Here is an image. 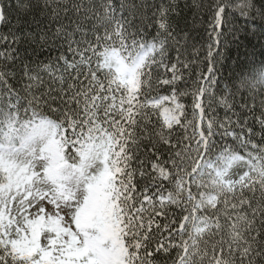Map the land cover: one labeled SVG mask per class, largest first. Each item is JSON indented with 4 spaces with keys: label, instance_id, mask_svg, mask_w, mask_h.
Here are the masks:
<instances>
[{
    "label": "snow or ice",
    "instance_id": "1",
    "mask_svg": "<svg viewBox=\"0 0 264 264\" xmlns=\"http://www.w3.org/2000/svg\"><path fill=\"white\" fill-rule=\"evenodd\" d=\"M55 3L56 0H43L42 5L41 0H16L13 5L10 0H0V24H10L13 12L18 17L20 13L33 15L34 20L39 14L49 22L41 27L36 21L35 32L17 28L0 35V43L9 44L7 53L0 52V57L21 58L18 47L21 45L31 47L34 54L37 48L51 51L67 45L66 51L54 58L62 62V69L54 70L51 63L37 66L61 85L58 97L52 96L50 90L48 93L52 102L58 98L62 106L53 109L60 112L59 119L44 118V113L38 110L40 97L31 89L40 87L43 80L38 73L31 74L26 63L24 75L30 81L22 89L26 95L8 84L6 77L10 73L0 70V96L10 101L9 113L23 109L26 116L31 112L29 119L40 117L30 128L28 138L49 137V153L67 155L72 168L70 175L78 179L74 191H68L63 184L44 191L26 171L0 170V264H204L205 260L208 264H264V144L253 141L257 134L247 127V118L241 122L239 114L233 112L235 121L231 116L223 121L216 117L206 120L205 112L206 108L213 111L212 88L217 84L214 59L219 53L214 55L213 49L219 47L224 35L222 26L231 24L224 15L226 8H237L248 19L258 15L264 21V0H259V7L256 0H242L238 5L215 0L206 55L209 66L207 74H199L193 82L191 119L186 118L185 106L178 100L179 96L189 94L176 89L182 79L179 57L169 67L165 62L166 40L157 39L160 30L169 37L172 35L164 19L165 7L159 10L157 37L149 41L142 35L143 26L137 27L130 19L115 15L112 0H100L98 8L74 4L73 11L79 15L73 21L65 9L68 24L60 17L58 4L49 14V6ZM123 8L121 4V11ZM53 21L59 22L54 30L50 27ZM99 28H103L102 35ZM90 32L94 40L87 39ZM66 53L72 55L71 60ZM161 68L171 72L170 79L159 75ZM153 69L158 84L172 87L171 95L149 96ZM101 72L103 79L98 75ZM66 79L72 82L65 89ZM205 94L209 97L207 104L202 101ZM169 103L171 106H167ZM219 103L231 110L227 97ZM261 104L264 108V101ZM153 114L157 115L155 125L151 121ZM181 117L186 122L182 123ZM205 120L206 130L201 128ZM257 122L264 139V110ZM217 124L221 139L231 137L237 141L243 154L227 144L218 147L214 139ZM234 124L240 127V132L231 127ZM174 125L185 129L182 141L186 143L172 142ZM189 127L191 135L187 134ZM66 128L72 130L71 136L65 135ZM137 129L146 133L143 140L150 153L143 160L136 156L142 142ZM61 141L66 151H61ZM85 148L90 151H82ZM165 152L167 159L163 158ZM133 159L137 160L136 168L131 167ZM3 160L0 152V162ZM149 163L151 172L145 167ZM137 172L152 183L134 195ZM229 203L234 220L231 213L221 211ZM219 204L224 207L218 208ZM49 205L54 207L46 211ZM170 206L181 210L178 228L173 227L176 221L175 214L169 215ZM32 208L34 212L29 211ZM221 214L227 224L220 223ZM157 218L164 222H158ZM237 221L242 222V228L237 227ZM164 232L168 235L164 236ZM206 232L209 237L220 238L209 240L210 247L206 245L202 251L200 242L193 237ZM153 242L155 253L160 254L158 258L148 250ZM173 249L176 257L164 259Z\"/></svg>",
    "mask_w": 264,
    "mask_h": 264
},
{
    "label": "trees",
    "instance_id": "2",
    "mask_svg": "<svg viewBox=\"0 0 264 264\" xmlns=\"http://www.w3.org/2000/svg\"><path fill=\"white\" fill-rule=\"evenodd\" d=\"M231 5H238L242 3V0H228ZM257 7H259V0H256ZM10 3L15 5L16 0H10ZM80 3L84 6H89L93 8H98L100 0H56V3L50 5L48 8L49 14L51 13L52 7L56 4L59 5V15L65 24L69 23V19L75 20L79 13L73 11V5ZM215 0H112V4L115 8V15L117 17H123L125 19H130L134 25L137 27L143 26L142 35L149 41L154 37H157L158 23L157 21L161 19L160 8L161 6L167 9L165 14V22L168 24V32H171V37L160 30L161 35L157 39H165L166 44V57L165 62L171 66L172 63L177 62V57H179L180 63L178 68L180 73H182V79L177 82L176 89L178 92L187 91L189 94L185 96H179L178 100L185 106L186 118L191 119L192 113V102L193 97L190 94L193 89V82L199 77V74H207L208 61L206 59L208 47L210 43L209 33L212 31L210 24L212 21V7L214 6ZM43 0H41V5ZM121 4L124 5L121 11ZM65 9H67V16L69 19H64ZM83 7L81 8V12ZM226 19L231 21V24H225L222 26V31L224 33L221 38L220 45L218 48H214L213 52L215 55L214 59V78L217 84L213 85V97L211 98V108L213 111L209 112L208 108L205 109L207 114L206 120L211 117H216L218 121H223L226 116H231L235 121L237 117L233 115V112L239 114L240 121L244 122L247 118V127L252 128L253 132L257 135L252 137L253 141L260 145L264 144V139H261V127L257 122V118L260 117L262 108L261 101H264V21H261L259 16L256 15L254 19H248L242 17L239 10L234 7L226 8L225 10ZM10 24L4 25L0 24V35L8 34L10 29L16 31L17 28H23L24 31H33L36 29V21L40 22V26L44 27L48 25V19L39 14L35 15V20L33 15L25 16L23 13L17 16L16 12L9 17ZM59 26V22L53 21L50 27L54 30ZM87 28H91V24L87 25ZM231 29V31H230ZM129 31H134V29H129ZM17 34H20L19 32ZM99 34H103V28H99ZM79 34L76 35V39H79ZM138 39L140 37H137ZM87 39L94 40L95 37L89 33ZM9 44L7 42L0 43V52L7 53ZM13 47H17L13 45ZM21 50L22 57L13 60H7L4 57H0V70L10 73L6 79L9 85L22 96L26 95L22 91L26 84H29L27 77L24 75V64L26 63L29 67L30 73L35 75L39 74L40 78L43 80V84L40 87H34L31 89L32 93L40 97V107L44 113V118L59 119L60 112L53 111V109L62 108L57 98L55 102L49 99V90L51 95L58 97V90L61 87L59 81H53L50 74L44 70L43 64L51 63L53 69L59 67L62 69L63 64L60 61H56L54 58L57 57L61 51H66L67 45L64 44L62 48H54L49 51L48 48L39 49L34 54L31 47L27 45L18 46ZM27 47V52H24V48ZM68 59H72L70 53H66ZM77 59H79L77 57ZM159 59V56H157ZM187 64L188 67L185 68L183 65ZM93 67L95 63L93 62ZM86 71V68L84 69ZM57 76L60 75V71H56ZM75 75V73H73ZM101 79H103V72L98 73ZM159 75L162 78H171V72H166L165 69H159ZM157 72L153 69V85L148 94L150 97L171 95L172 87L168 85H161L156 82ZM243 76V77H242ZM84 80V77H80ZM72 81L66 79L63 87L66 89L67 84ZM107 84V81H104ZM87 83V81H84ZM113 87H115L113 85ZM147 88V86H145ZM239 89V90H238ZM119 97V93L116 94ZM227 97L228 102L231 105V110L226 109L222 103L219 101ZM66 98V96H65ZM143 100V97H139ZM204 103H208L209 97L205 94L202 97ZM118 102V101H117ZM26 105V101L24 102ZM10 101L4 97L0 96V145H18L24 141V135L27 130H29L34 123L38 122L39 116L29 119L31 112L28 115H24L23 109L19 112L13 110L9 113L8 106ZM167 106H171L169 103ZM75 107V105H73ZM118 119V117H114ZM182 123L186 122L185 117H181ZM206 120L201 122V128L206 130ZM152 124L155 125L157 121V115L153 114L151 116ZM125 122V127H126ZM104 127H108L107 124ZM236 132H240V127L238 125L231 126ZM158 129V126H157ZM217 136L216 139L218 147H222L227 144L233 148H236L243 154V149L238 148L237 141L233 140L231 137H225L221 139L219 125L216 126ZM71 129H65V135L71 136ZM138 134L141 135L140 149L136 153L139 159H145L146 155H150L147 152V142L143 140V136L146 134L137 129ZM167 133L168 130L165 129ZM246 132V129H245ZM192 129L189 127L187 129V134L191 135ZM185 135V129L179 125H174L172 130V142L182 141ZM59 139V137H57ZM186 143L187 141H182ZM195 142L193 141V144ZM23 144V143H22ZM61 146L66 151V145L61 141ZM75 150L73 149V152ZM116 151H119V145L116 147ZM164 159H167V153H164ZM154 160L155 157L153 156ZM7 161L0 162V170L7 171L5 166ZM137 160L133 159L131 162V167L136 168ZM146 170L151 172V164H146ZM159 182V181H157ZM134 183L137 184V193L134 195L142 193L143 187L152 183L147 178H142L139 172L134 176ZM165 188L168 189L170 186L167 182H164ZM195 192V189H192ZM258 195V194H257ZM146 205V202H145ZM139 206V205H137ZM183 207V205H182ZM223 204H219L218 208H223ZM221 211H226L232 214V219H235V213L229 203L227 209H221ZM174 215L175 224L174 228L179 227V221L181 216V210L175 206L169 207V215ZM211 215V212L209 213ZM215 218V217H214ZM220 223L227 224L226 217L220 215ZM158 222L163 223L164 221L157 218ZM155 225H153V228ZM237 227L242 228L243 224L237 221ZM209 231H211L209 229ZM227 231V230H226ZM164 236L168 233L164 232ZM187 239V237H185ZM219 235L215 237H209L207 232L199 237H193V239L198 240L199 247L203 251L205 246H209V240L216 239L219 240ZM150 252L154 253V258L160 256L159 253H155V242L151 244L148 249ZM219 251L217 255H219ZM176 250L173 249L168 254V257L164 259L175 258ZM204 264H208L207 260Z\"/></svg>",
    "mask_w": 264,
    "mask_h": 264
},
{
    "label": "clouds",
    "instance_id": "3",
    "mask_svg": "<svg viewBox=\"0 0 264 264\" xmlns=\"http://www.w3.org/2000/svg\"><path fill=\"white\" fill-rule=\"evenodd\" d=\"M30 130V129H29ZM27 130L24 135V151L26 153H30L32 150L33 143H38L41 146V155L43 156L42 168L44 169L43 174L34 178V181L38 182L42 187L47 188L49 190L53 189L57 184H63L65 188H71L76 186V181L78 177H74L70 175L72 172L71 162L68 159L67 155L60 156L56 154L52 156L47 150V145L49 143V137L45 136L44 138H40L39 136L29 139ZM59 135V131L57 132ZM61 151H64L61 146ZM84 152H88V149H82ZM15 155H6L4 156V161H7L6 167L8 164L16 163ZM91 158L89 157V161ZM80 161H76V166L79 167ZM7 174V173H5Z\"/></svg>",
    "mask_w": 264,
    "mask_h": 264
},
{
    "label": "rangeland",
    "instance_id": "4",
    "mask_svg": "<svg viewBox=\"0 0 264 264\" xmlns=\"http://www.w3.org/2000/svg\"><path fill=\"white\" fill-rule=\"evenodd\" d=\"M23 148H16V149H8V148H2L1 151L5 153L6 155H15L16 163L13 164V167L11 168H19L22 171H26L30 178L34 180V178L40 177L44 169L42 168L43 163V156L41 155V146L38 143H33L32 150L30 153H26ZM35 173V175H33ZM38 183V182H37ZM38 187H40L41 190L47 191L49 189L42 187L38 183ZM68 191H74L75 187L66 188ZM45 204L47 202L45 201ZM15 206V202H13V207ZM54 206H47L46 211H51ZM30 212H34L35 209H29ZM63 214V213H62Z\"/></svg>",
    "mask_w": 264,
    "mask_h": 264
}]
</instances>
